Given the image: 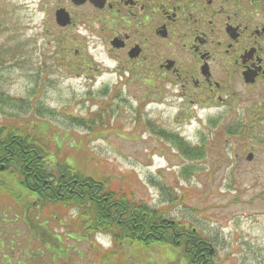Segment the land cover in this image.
I'll return each mask as SVG.
<instances>
[{
	"label": "rangeland",
	"instance_id": "374dc122",
	"mask_svg": "<svg viewBox=\"0 0 264 264\" xmlns=\"http://www.w3.org/2000/svg\"><path fill=\"white\" fill-rule=\"evenodd\" d=\"M38 3L0 0V125L37 135L54 160H66L108 188L130 193L162 210L164 217L198 229L216 249L218 264H264V148L256 136L229 135V126L234 127L230 107L238 99L224 97L226 103L205 107L183 102L173 86L152 95L140 81L120 89L107 45L82 28L59 29L54 17L39 13ZM92 59L110 69L98 75L77 73L76 63ZM239 95L246 100L243 92ZM92 126L96 131L91 132ZM159 131L179 135L203 157L187 158ZM252 151L255 160L248 162ZM7 184L26 196L15 183ZM10 197L0 195L1 264H11L12 253L14 263L27 264L30 259L64 264L62 258L73 264H183L166 248L145 252L137 245L125 246L121 257L111 260L115 253L99 249L94 237L86 241L71 209L49 207L41 213L35 208L34 217L40 215L43 225L36 226L42 231L38 239L23 221L33 200L18 206ZM60 217L66 228L58 225ZM49 233L58 236L56 244ZM71 233H77L76 239L69 238ZM61 240L70 249L57 257L64 253Z\"/></svg>",
	"mask_w": 264,
	"mask_h": 264
},
{
	"label": "flooded vegetation",
	"instance_id": "af4514ba",
	"mask_svg": "<svg viewBox=\"0 0 264 264\" xmlns=\"http://www.w3.org/2000/svg\"><path fill=\"white\" fill-rule=\"evenodd\" d=\"M38 1L45 15L67 12L68 28L107 45L118 87L140 81L152 95L173 86L183 100L211 107L237 98L235 128L264 131V0Z\"/></svg>",
	"mask_w": 264,
	"mask_h": 264
},
{
	"label": "trees",
	"instance_id": "16d2710c",
	"mask_svg": "<svg viewBox=\"0 0 264 264\" xmlns=\"http://www.w3.org/2000/svg\"><path fill=\"white\" fill-rule=\"evenodd\" d=\"M10 128H0V175H4L0 176V195L11 200L10 196L19 195L7 184L10 180L23 190H31L44 205L61 204L79 208L81 227L86 226L92 233H111L115 243L175 246L176 241L185 237L188 243L182 252L188 264L209 263L207 258L198 253L202 249L199 245L200 240L197 239L199 236L193 234L191 230L176 223L169 226V232L167 230L169 228L161 221L163 217L161 211L150 209L146 204L132 199L127 194L114 193L113 189L105 188V184L86 177L66 163L61 165L50 163V149L47 144L33 139L34 134L25 132L20 127ZM91 130L95 129L92 127ZM166 138L177 143L178 148L187 158H197L203 154L196 149L190 150L176 135H166ZM50 179H53L52 183L49 182ZM86 205H91L90 212ZM133 223L139 227L138 231H134ZM30 228L42 233L33 224ZM121 232L124 235L120 237L118 234ZM148 232L152 235L148 239H143L145 237L142 234ZM164 233H169L171 237L165 240ZM12 261L13 259L11 264ZM63 262L69 264L66 259ZM16 264H25V262L20 261ZM29 264H35V260L30 259Z\"/></svg>",
	"mask_w": 264,
	"mask_h": 264
},
{
	"label": "water",
	"instance_id": "95a60500",
	"mask_svg": "<svg viewBox=\"0 0 264 264\" xmlns=\"http://www.w3.org/2000/svg\"><path fill=\"white\" fill-rule=\"evenodd\" d=\"M67 23H63V25H66Z\"/></svg>",
	"mask_w": 264,
	"mask_h": 264
}]
</instances>
